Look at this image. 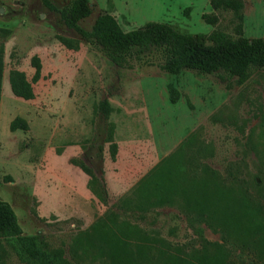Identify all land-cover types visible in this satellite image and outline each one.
Returning a JSON list of instances; mask_svg holds the SVG:
<instances>
[{
    "label": "rangeland",
    "instance_id": "1",
    "mask_svg": "<svg viewBox=\"0 0 264 264\" xmlns=\"http://www.w3.org/2000/svg\"><path fill=\"white\" fill-rule=\"evenodd\" d=\"M49 1L58 8L71 0ZM242 3L239 17L231 9H213L210 0H90L91 12L79 24L90 29L107 12L124 31L164 22L191 35L221 30L262 36L264 0ZM0 46V199L23 233L36 235L71 264H100L78 240L96 221L126 222L136 240L166 252L189 253L202 238L222 243L202 221L187 217L181 196L158 200L136 189L189 137L185 162L195 158L218 173L232 164L264 193L263 68L242 80L222 71L169 73L153 47L116 65L42 0H0ZM33 55L40 78L32 84L33 98L24 99L12 93L8 73L19 70L30 79ZM16 117L27 129L10 130ZM239 243L226 245V264H264L262 241ZM1 252L4 264H24L4 240Z\"/></svg>",
    "mask_w": 264,
    "mask_h": 264
},
{
    "label": "trees",
    "instance_id": "2",
    "mask_svg": "<svg viewBox=\"0 0 264 264\" xmlns=\"http://www.w3.org/2000/svg\"><path fill=\"white\" fill-rule=\"evenodd\" d=\"M42 2L49 10L59 13L66 27L85 41L98 45L116 65H122L134 51L153 47L161 51L162 67L169 73L182 69L202 73L222 71L242 80L251 69H264V32L253 38L243 36L240 31L231 36L221 30H213L207 35H191L164 22H148L124 31L107 12L98 14L90 29H85L79 22L90 14V0H71L58 8L49 0ZM210 3L213 9H231L237 15L243 5L242 0H210ZM204 17L210 22L216 21L214 16ZM31 64L34 71L30 79L19 70L12 69L8 73L12 93L24 99L33 98L32 84L40 78L41 64L36 55L32 56ZM1 76L0 46V80ZM101 106L107 114V103L103 102ZM9 128L27 129V124L24 119L16 117ZM112 130L110 124L107 133L109 151L114 158L117 144L113 141ZM190 141L189 137L178 150L167 155L136 189L144 197L154 196L158 200L166 195L181 196L187 217L202 221L219 234L222 243L202 238L200 246H192L189 253L166 252L144 246L136 240L135 230L126 222L116 225L96 221L78 237L92 258L100 264H226L229 261L226 245L231 248L238 241L244 244L255 239L264 243V193L260 184L251 187L247 177L238 174L232 164L225 165L223 172L218 173L207 165H199L195 158H188L185 162L184 149ZM0 240H4L24 264H71L61 253L47 250L36 235L23 233L13 209L2 199ZM0 264H4L2 252Z\"/></svg>",
    "mask_w": 264,
    "mask_h": 264
}]
</instances>
